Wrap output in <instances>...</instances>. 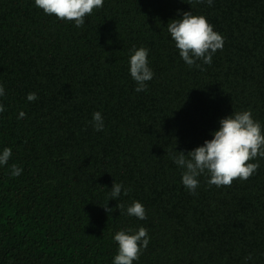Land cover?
<instances>
[{
  "label": "trees",
  "instance_id": "obj_1",
  "mask_svg": "<svg viewBox=\"0 0 264 264\" xmlns=\"http://www.w3.org/2000/svg\"><path fill=\"white\" fill-rule=\"evenodd\" d=\"M178 10L222 34L211 64L180 58L166 28ZM133 45L154 71L143 92L128 71ZM0 84V148L12 149L0 166V264H112L114 233L141 225L150 240L133 264H264V158L230 185L201 176L195 194L171 159L232 111L264 124V0H104L79 27L34 0H0ZM113 180L144 220L108 200Z\"/></svg>",
  "mask_w": 264,
  "mask_h": 264
},
{
  "label": "clouds",
  "instance_id": "obj_2",
  "mask_svg": "<svg viewBox=\"0 0 264 264\" xmlns=\"http://www.w3.org/2000/svg\"><path fill=\"white\" fill-rule=\"evenodd\" d=\"M209 5L213 0H205ZM104 0H34V5L49 15L72 21L77 27L85 22V16L94 9L103 7ZM180 15L171 18L167 24V32L179 51V56L189 67L202 68L211 64L213 55L223 48L224 39L221 33L214 30L213 25L203 14H194L192 10H178ZM149 49L135 46L129 50L128 71L135 81V91L147 90L154 76V71L148 59ZM5 95V87L0 84V97ZM28 101L37 99L35 92H29ZM5 111V105L0 103V112ZM26 113L20 110L17 119H22ZM91 124L94 130L101 131L105 127L104 117L97 110L93 112ZM12 156L9 146L0 148V166L8 163ZM257 157L264 158V124L256 120L250 109L232 111L219 118V127L211 130V138L187 152L175 150L171 154L173 162L181 169V182L192 194L200 184V177L206 176L209 185L217 187L230 185L234 179L246 180L259 167ZM22 168L15 163L11 165L10 176H18ZM129 188L122 182L113 180L108 200L116 199L120 210L125 209L129 217L139 220L146 218L143 203L133 200L126 207L119 202V197L127 194ZM107 200V202H108ZM103 204L109 214L114 210ZM112 239L117 242V251L112 258V264H133L139 260L140 254L148 246L150 237L144 226L133 228L127 226L117 230Z\"/></svg>",
  "mask_w": 264,
  "mask_h": 264
}]
</instances>
